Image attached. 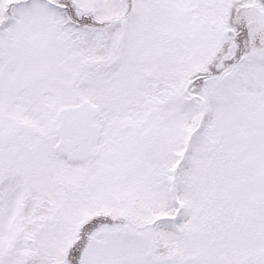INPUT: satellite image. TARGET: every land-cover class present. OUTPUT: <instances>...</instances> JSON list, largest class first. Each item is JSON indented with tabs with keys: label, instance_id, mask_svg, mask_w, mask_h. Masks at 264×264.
Segmentation results:
<instances>
[{
	"label": "snow or ice",
	"instance_id": "1",
	"mask_svg": "<svg viewBox=\"0 0 264 264\" xmlns=\"http://www.w3.org/2000/svg\"><path fill=\"white\" fill-rule=\"evenodd\" d=\"M0 264H264V0H0Z\"/></svg>",
	"mask_w": 264,
	"mask_h": 264
}]
</instances>
